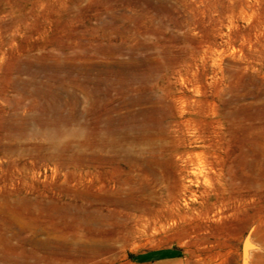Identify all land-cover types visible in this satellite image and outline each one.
Segmentation results:
<instances>
[{
	"label": "rangeland",
	"instance_id": "374dc122",
	"mask_svg": "<svg viewBox=\"0 0 264 264\" xmlns=\"http://www.w3.org/2000/svg\"><path fill=\"white\" fill-rule=\"evenodd\" d=\"M61 125L145 128L149 144L137 146L133 129V158L141 149L181 167L188 147L197 162L233 164L226 190L186 164L174 177L145 172L129 206L95 202L122 227L88 264H241L248 232L249 264H264V179L253 177L257 150L264 159V0H0V264H37L44 206L116 185L78 139L55 145L46 128Z\"/></svg>",
	"mask_w": 264,
	"mask_h": 264
},
{
	"label": "bare ground",
	"instance_id": "6f19581e",
	"mask_svg": "<svg viewBox=\"0 0 264 264\" xmlns=\"http://www.w3.org/2000/svg\"><path fill=\"white\" fill-rule=\"evenodd\" d=\"M189 122L190 121H188V123ZM46 129L51 133V135H53L52 137L56 139H58L59 135L61 134H66L67 136L71 137V139H78L79 144L86 146L87 149L92 152L94 163H101L100 168L102 170L106 169L107 166L108 169L111 168V176L114 177L116 185H114L115 187L113 186L114 188L112 189H107V194L100 195L92 191H75L70 189L74 192L75 197L72 198L71 201L68 200L66 203L74 205L76 208H78V211L82 212V216L74 215L70 218L66 209L67 204L65 202L59 201V205L56 206L52 204L51 206H44L45 208H48H43L44 213H41V223L45 230L49 233V236L47 238L41 239L38 242V246L30 249L29 252L30 255L35 256V258L37 257V264H88V261H91L105 253L108 250V246L105 244V242L109 238L115 236L116 230L111 226L112 224L116 223V227L121 229V217L117 215L116 218L115 216L112 218L107 213L103 214L102 212V214H94L93 212H95L98 207L94 208L91 206L95 202L114 204L116 206H129L130 204H133V194L137 192L139 188L148 186V183L145 181V172H153L156 171L158 167H163L164 174L167 177H171V174H173L174 177L176 176V169L182 170L186 167L185 165L188 164L190 165V168L188 167L189 169H185L198 180L202 179L203 183L208 186L212 185L211 173H216V175L219 177H223V179L221 178L222 182L220 181L219 183H221V188L225 190L229 189L228 185L233 184L235 181L233 176V164L231 162L230 164H227L226 161L217 159L216 162L218 164V168L215 166L214 161L197 162L195 159V152L188 147H184L185 149L183 148V150L181 149L179 151V155L183 157L184 161V164L181 165V167H178L173 159L171 160L168 158L169 156L157 157L154 155V153L151 155L150 159H145V156L143 157L145 150L142 151L141 149L138 150L137 148L136 151H138V153H136V156L133 158V129H136L137 131L136 140L134 142V144L137 146L138 144H149V141L146 140L147 138L143 134L145 128H93L90 130L89 128H82L81 126L63 128L61 125L58 126V128ZM147 129L150 132L153 130V128ZM175 129L176 131H179V133H182L183 129H191L194 132V135L197 134L198 137L202 136L201 133L204 130L203 128ZM163 131L166 144L169 141V139H167L169 136V129L167 131L165 128ZM153 137L154 136L152 135V138ZM180 138L181 135L176 137V140ZM56 142L57 143L55 145L58 148H61V150H65L66 148L70 147L69 143L61 142L59 139ZM102 146L106 148L107 155L105 158H99L96 155L97 148ZM179 147L180 144H176L174 148L171 149L172 151H178ZM243 153L244 152H241V157L239 160L241 165H247L248 163L246 156H244ZM115 154H118L116 155L117 158L114 157ZM256 154L259 160L253 165L255 169L254 172L257 174V177H253L255 180L264 179V159H260L262 152L257 150ZM101 157H103V155ZM133 170L136 171V175H138V177L133 175ZM243 183L246 184L247 179H244ZM167 188L170 189V185H168ZM242 200H244V198H242ZM85 202H88L89 204H85ZM113 211L117 212L118 209L117 211ZM260 221L263 220L261 219ZM250 235L244 238L243 243L246 238L249 241V245L252 243ZM247 256L249 257L250 255L247 254ZM247 256L241 253V258L239 259L241 260V264H249Z\"/></svg>",
	"mask_w": 264,
	"mask_h": 264
},
{
	"label": "water",
	"instance_id": "95a60500",
	"mask_svg": "<svg viewBox=\"0 0 264 264\" xmlns=\"http://www.w3.org/2000/svg\"><path fill=\"white\" fill-rule=\"evenodd\" d=\"M249 235H250V233L248 232V233L245 235V237H247V236H249ZM248 242H249V241H248V239L246 238V240H245L244 243H243V246H241V251H242L243 255H245V256H247V254H248V250H249V248L252 246V243H250V245H249Z\"/></svg>",
	"mask_w": 264,
	"mask_h": 264
},
{
	"label": "crops",
	"instance_id": "0c3cea01",
	"mask_svg": "<svg viewBox=\"0 0 264 264\" xmlns=\"http://www.w3.org/2000/svg\"><path fill=\"white\" fill-rule=\"evenodd\" d=\"M154 259H156V260H154ZM166 259H168V258H166ZM166 259L165 258L156 257V258H153L150 261H146V263H150L151 262V264H161V261H164Z\"/></svg>",
	"mask_w": 264,
	"mask_h": 264
}]
</instances>
